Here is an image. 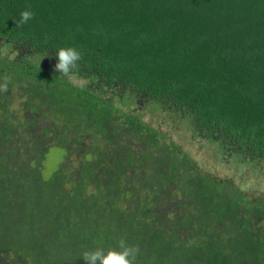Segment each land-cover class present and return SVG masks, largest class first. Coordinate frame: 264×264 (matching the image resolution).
Returning <instances> with one entry per match:
<instances>
[{
    "label": "trees",
    "instance_id": "16d2710c",
    "mask_svg": "<svg viewBox=\"0 0 264 264\" xmlns=\"http://www.w3.org/2000/svg\"><path fill=\"white\" fill-rule=\"evenodd\" d=\"M60 47L83 54L75 78L166 105L226 157L264 164V0H0V264H85L122 238L138 264H264V193L74 86L48 62ZM53 146L65 155L43 178Z\"/></svg>",
    "mask_w": 264,
    "mask_h": 264
},
{
    "label": "rangeland",
    "instance_id": "374dc122",
    "mask_svg": "<svg viewBox=\"0 0 264 264\" xmlns=\"http://www.w3.org/2000/svg\"><path fill=\"white\" fill-rule=\"evenodd\" d=\"M2 53L13 57L16 51L5 46ZM53 66L54 60H48ZM77 79V78H76ZM81 84L95 85L105 96H115L119 105L140 115L147 123L165 131L181 146L202 169L219 178H227L237 183L238 187L247 193H264V164H250L240 159L226 157L219 150L213 137L193 132V123L185 114L175 111L166 105L148 102L134 94L119 93L98 86L95 82L77 79ZM114 97V98H115ZM65 155L60 147H50L47 151L43 168V178H48L59 166Z\"/></svg>",
    "mask_w": 264,
    "mask_h": 264
},
{
    "label": "clouds",
    "instance_id": "9594fccd",
    "mask_svg": "<svg viewBox=\"0 0 264 264\" xmlns=\"http://www.w3.org/2000/svg\"><path fill=\"white\" fill-rule=\"evenodd\" d=\"M27 6L21 13L16 24L24 25L34 17V13ZM96 34H99L97 32ZM83 59V54L76 47H60L56 53V63L54 70L68 78V81L74 86H81L74 73L79 67V62ZM42 61V60H41ZM41 64V62H40ZM11 80L5 76L0 80V94H7ZM139 247L130 245L126 239H120L115 247L107 249L97 247L82 252L85 264H138Z\"/></svg>",
    "mask_w": 264,
    "mask_h": 264
}]
</instances>
